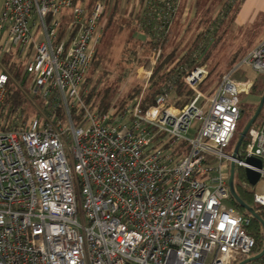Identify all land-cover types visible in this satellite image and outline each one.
Wrapping results in <instances>:
<instances>
[{
	"label": "built area",
	"instance_id": "built-area-1",
	"mask_svg": "<svg viewBox=\"0 0 264 264\" xmlns=\"http://www.w3.org/2000/svg\"><path fill=\"white\" fill-rule=\"evenodd\" d=\"M1 1L0 32L11 43L3 57L24 68L16 81L0 61V264H239L261 253L229 180L232 161L264 180V117L236 158L225 149L254 84L234 75L244 65L264 74V42L228 66L208 95L200 89L209 74L198 64L208 51L202 44L197 64L179 69L193 99L176 106L171 83L145 108L158 45L138 70L139 96L120 112H101L83 95L111 17L105 2L86 12L75 0ZM182 1L145 0L131 14L148 9L154 39L163 41ZM10 81L33 108L27 119L26 106L5 107ZM250 193L264 211V194ZM247 264H264V255Z\"/></svg>",
	"mask_w": 264,
	"mask_h": 264
},
{
	"label": "trees",
	"instance_id": "trees-1",
	"mask_svg": "<svg viewBox=\"0 0 264 264\" xmlns=\"http://www.w3.org/2000/svg\"><path fill=\"white\" fill-rule=\"evenodd\" d=\"M96 1L97 0H75L74 5L81 6L84 10H86V12H90L93 7V4H95ZM101 1L105 2L107 9L112 8L110 7L111 0H101ZM235 4L236 3L233 2L232 0H228L227 2H224L223 10H224L225 15L231 12L232 10L236 12L238 7L235 6ZM119 8H120V0H114V6L111 10H109L111 11V17L105 26V32L110 27V25H112L115 18L119 15V12H120ZM180 9H179V12H180ZM179 12H178V15H179ZM133 16L134 15L131 14L129 15V18L126 19L127 26L132 27L133 33L136 30L139 32H144L147 35L148 40L144 43L137 41L138 43H135L132 48H129L127 51V53L129 52V57L135 56L136 58H139L138 56L139 50L135 49L136 45H148V48H149L148 53L151 56H152V51L155 47H157L158 45L163 46L162 56L159 59L157 65L154 67V74L149 83L148 89L146 91V94L143 100L144 107L147 108L148 106L152 105L155 102L156 98L159 96V94L162 92V90L171 83H175V86H174L175 94H174L173 101L176 104V106H182L184 104L189 103L193 99V95H192L193 93L187 88L182 77L179 75V71H180L179 69L185 65H188L189 67H191L192 65L197 64L196 62L201 52L204 50L206 46V45H203V47L201 46L204 43L202 39L210 31L207 30V28H205V30H203L200 33V35L195 40V42L186 44V45H193V46L185 48V46H182L184 45L183 40L177 43L175 40L171 42L170 37L165 38L163 41H157V39H154L153 30H152L153 26H151V22L149 21V18H148V9L146 13L143 15H138L136 17H133ZM69 19L71 21L72 18H69ZM140 24H141V27L139 26ZM68 25L69 23L67 22L64 23L63 29L61 31V35L63 34L64 30L68 27ZM205 31H208V32L205 33ZM131 36L133 38V34ZM218 41H219V38L217 39V42L213 45L212 49L206 52L202 60L198 63L199 65H204L206 63L207 59L212 55V52L214 51V49L218 47ZM166 45H169L168 49H165ZM98 50L99 49H97V52L95 54L91 67L87 74L88 82L86 81V87L90 86L92 83L91 77L88 78V75L91 76V74H94V72L96 71H102L104 73L107 72L106 59L103 54H99ZM184 51H186V55L182 56ZM246 54H247V51L235 54L234 56L231 57V59L227 63H225V66L227 64H237ZM151 56L146 59V62L144 63V67L149 66V61H150ZM13 58L14 57L12 56V54L8 53V54H5L2 61L4 65H7L9 70L13 73L15 80L20 81L22 79L21 74H22L24 65H23V62L21 65ZM17 65H21V66H17ZM138 65L141 66L142 61H138ZM225 73H226V67H224V69H222L218 73H215L214 80H208L209 77L205 79V81L200 85L201 91H203L204 93H207V92L210 93L211 89L213 90L220 83L222 76ZM210 74H213V73H210ZM171 77H175V79L170 81V79H172ZM256 81L257 82H255V84H253L252 86L251 92L258 94L260 98L259 101L261 102V99L264 96V79L263 80L261 79L260 81L258 80ZM137 82L138 84L129 93L127 97L128 100H119L118 102L115 103L117 112H120L121 110H123L131 101H133L137 96H139V93L142 90V85L138 81V78H137ZM24 83L27 84L28 81L27 82L25 81ZM115 95L116 94L112 91V89L108 88L104 90V92L101 93V92H97L96 88L93 87L91 89L89 88V92L87 94H84L83 98L86 101V103L90 104L92 99L97 97L98 103L93 104V105L91 104L92 109H98L101 112H108L110 108L113 107ZM26 104H27V99H26L25 94L21 91V89H19L14 84L13 81H10L8 84V97L6 100L5 107H7L10 113H12L16 109H20L21 106H26ZM259 104L256 107H254V111H253V114L249 122L254 117L259 107ZM21 114L23 115L25 119L28 118L27 111L21 112ZM243 132L244 131L240 132L239 139L241 135L243 134ZM239 175L240 177H243L244 172L242 170H238L235 173V187H236V191L239 197L244 202L248 203L251 207H253L257 215H259L260 217L264 219V211L260 207L254 204V201L252 200V194L249 191L241 190L239 183H237V179H239ZM242 194L246 196L245 199L242 197ZM232 203L237 210L242 211L245 215H248L251 218V224L250 226L245 228V231L248 234L255 237L256 242H257L255 251L262 252L264 248V226L262 225L260 221L254 218L246 210L241 208V206L233 198H232Z\"/></svg>",
	"mask_w": 264,
	"mask_h": 264
},
{
	"label": "rangeland",
	"instance_id": "rangeland-1",
	"mask_svg": "<svg viewBox=\"0 0 264 264\" xmlns=\"http://www.w3.org/2000/svg\"><path fill=\"white\" fill-rule=\"evenodd\" d=\"M113 6H114V1L111 0L110 7L113 8ZM214 6H216L214 8L215 13L211 12L212 13L211 16L213 15L216 16L218 10L221 8L218 5V3L212 5V7ZM112 8L108 10H111ZM127 11H126V8L125 10L123 8V10L119 12V15L115 18L112 25H110V27L104 33L102 40L98 46L99 54H103L106 59L107 72L104 73L102 71H96L94 72V74H91V76L88 75V78L91 77L92 83L90 86L85 88V89H88V92H89V88L91 89L95 87L96 91L101 92V93L104 92V90L108 88L112 89V91L116 94L114 97L113 105H115V103L118 102L119 100H128L127 97L129 93L138 84L137 82L138 70L141 67H144V63L146 62V59L151 56L148 53V50H149L148 45H136L135 49L139 50L138 52L139 58H136L135 56L129 57V52L127 53L128 49L132 48L134 44L138 42L134 36L133 38L131 36L133 34L132 27L127 26L126 24V19L129 18V14L126 13ZM64 12L67 13L69 11L66 10ZM218 16H217V19L214 21V23L219 22ZM235 35H237V38ZM171 37L173 39V36ZM190 41H191L190 36L188 35L187 32H185L184 40H183L184 45L182 46H185V48L192 47L193 45H186V44L191 43ZM201 46L203 47V45ZM251 46L252 45H242V41H240V38H239V31L237 33H235L234 30L230 31L228 36L224 39V43H222L221 45H218V47L214 49V51L212 52V55L207 59L206 63L204 64L206 65V68L209 73L208 74L209 78L207 77L208 80H214L215 73H218L219 71L224 69V67H226L227 69L228 66H230L231 64H227L225 66V63H227L231 59L232 56H234L237 53L248 51L251 48ZM168 47L169 45H166L165 49H168ZM212 47L213 45L211 46L208 45V51L212 49ZM6 48H7L6 32L2 31L0 32V61L1 59H3V53L6 51ZM182 55L183 56L186 55V51H184ZM16 61L22 65V62L18 60ZM138 61H142L141 66L138 65ZM1 64H4L3 61ZM21 65H17V66H21ZM5 66L8 67L7 65ZM0 71H1V66H0ZM210 73H213V74H210ZM234 77L238 80L248 77L255 84V82H257L256 80L260 81L261 79L262 80L264 79V74L259 75L258 73L252 71L247 65H244L242 69L234 75ZM253 78L254 79L256 78V79L254 80ZM26 85L28 86L29 83H27ZM251 90L252 88L250 89L248 94H243L241 96L242 116L238 122V131L236 135L234 136L229 146L225 149V154L227 155L231 156L234 154L235 148L239 141L240 132L245 130L253 114L254 107H256L260 103L259 95L252 93ZM208 94L209 92H207V95ZM96 103H98L97 97L92 99L90 105L91 104L93 105ZM199 105H203V101H200ZM26 107H27L26 110H27L28 115L30 113H33V108L32 106H30L28 99H27ZM263 117H264V109L261 112V114L258 116V118L256 119L253 126L256 128H260L262 126ZM200 123L201 122L198 120L193 122L192 129L186 135L187 138L194 137L195 131L198 128V126H200ZM238 170L239 168L238 166H236V171ZM237 183H239L240 188L243 191H247L249 189L248 190L249 192H254L257 194H264V180L260 181L257 185L252 186V185H249V182L246 176L240 177L239 175V179H237ZM242 197L245 199L246 196L242 194Z\"/></svg>",
	"mask_w": 264,
	"mask_h": 264
},
{
	"label": "crops",
	"instance_id": "crops-1",
	"mask_svg": "<svg viewBox=\"0 0 264 264\" xmlns=\"http://www.w3.org/2000/svg\"><path fill=\"white\" fill-rule=\"evenodd\" d=\"M144 1L145 0H120V11L126 8V11L128 10L126 13L129 15L132 11L133 13L136 10L139 12V8L143 5ZM227 1L228 0H198L193 2L183 0L179 15H177L171 29L170 37L173 36V39L172 37L170 39L171 42L175 40L179 43L184 40L185 32L190 36V42H195L205 28L210 31H205V33H208L202 39L204 42L206 41L203 44L207 45H214L218 38V45H221L232 30H234L235 33L239 31V38L240 41H242V45H252L247 52L264 42V0H232L236 3L235 6H237L238 9L236 12L232 10L225 15L223 4ZM216 3H218L221 8L218 10L216 16H211L212 13H215L214 8L216 7H212V5ZM1 11L2 1L0 0V15ZM217 16L219 22L214 23ZM133 36L137 41L142 43L146 42L148 38L144 32H139L137 30L133 33ZM235 36L237 38V35ZM6 44L11 45L8 41L7 33Z\"/></svg>",
	"mask_w": 264,
	"mask_h": 264
},
{
	"label": "water",
	"instance_id": "water-1",
	"mask_svg": "<svg viewBox=\"0 0 264 264\" xmlns=\"http://www.w3.org/2000/svg\"><path fill=\"white\" fill-rule=\"evenodd\" d=\"M264 109V96L261 99V102L259 104V107L254 115V117L251 119V121L249 122L248 126L245 128L243 134L241 135V138L239 139L237 146L235 148L234 154H233V158L237 157V154L240 150V147L242 146V143L247 135L248 130L250 129V127L255 123L256 119L258 118V116L261 114V112ZM252 163H254L256 166H258L259 168L262 167V164L259 160L253 159L250 160ZM235 173H236V164L235 161L231 162V167H230V180H229V187H230V192H231V196L232 198L241 206V208H243L244 210H246L249 214H251L254 218H256L258 221H260L262 223V225L264 226V219L262 217H260L259 215H257L255 209L253 207H251L250 205H248L247 203H245L238 195L237 191H236V187H235ZM246 177L248 182L254 186L257 184V182L259 181L260 178V174L256 171L250 170V169H246ZM264 255V248L262 250V252L258 255H256L255 257H252L250 259H247L245 261L240 262L239 264H247L249 262L258 260L259 258H261Z\"/></svg>",
	"mask_w": 264,
	"mask_h": 264
}]
</instances>
